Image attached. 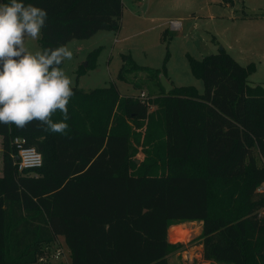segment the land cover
<instances>
[{
    "label": "trees",
    "instance_id": "1",
    "mask_svg": "<svg viewBox=\"0 0 264 264\" xmlns=\"http://www.w3.org/2000/svg\"><path fill=\"white\" fill-rule=\"evenodd\" d=\"M23 2L48 11L43 50L119 30L125 8L124 0ZM102 49L90 50L76 70L65 134L36 123L0 125V264H169L170 252L183 246L169 241V225L197 219L203 255L213 264H264V163L256 154L264 156V83L250 78L255 62L245 65L225 47L201 58L189 54L204 91L161 84L163 93L145 98L122 93L115 82L78 85ZM122 57V79L137 69L165 72V65L140 64L131 52ZM151 103L158 108L147 122ZM20 135L42 152L41 166L18 170ZM141 142L147 158L138 163ZM59 235L70 249L66 263L43 258L45 244Z\"/></svg>",
    "mask_w": 264,
    "mask_h": 264
},
{
    "label": "rangeland",
    "instance_id": "2",
    "mask_svg": "<svg viewBox=\"0 0 264 264\" xmlns=\"http://www.w3.org/2000/svg\"><path fill=\"white\" fill-rule=\"evenodd\" d=\"M125 1L127 8L119 30H101L88 38H73L66 44L73 52V58L66 60L61 68L71 78L72 85L77 83L78 61L86 62L88 52L98 45H103V49L97 67L80 76L79 84L85 89L115 82L122 93H142L145 98H150L163 93L165 89L161 84L165 85V79H169L175 85L194 84L203 92L204 80L192 72L188 55L201 58L221 47H225L245 65L254 61L257 69L250 78L255 83H264V15L259 16L264 14V0H153L149 9L154 18L143 23L135 20L129 11L139 1ZM167 1L169 3H165ZM174 20L180 24L175 25ZM26 47L33 54L43 50L39 39H28ZM123 52H131L143 65L154 68H164L165 65V72L156 77L147 70L137 69L128 72L127 78L122 79L118 74L124 63ZM157 108L158 104H150L147 122ZM145 129L146 124L141 131ZM2 141L0 135V170L3 168ZM256 154L259 162L264 163V156L259 150ZM135 158L138 163L147 158V150L142 142L137 144ZM261 212H264V208ZM171 228L179 239L174 241L170 238ZM202 231V220L173 221L168 227V239L182 242L183 246L170 252L169 262L203 264L198 258L189 261L185 250L193 248V251H199ZM45 249L43 258L46 260L54 263L70 261V249L62 236L45 244ZM58 251H61L60 255H57Z\"/></svg>",
    "mask_w": 264,
    "mask_h": 264
},
{
    "label": "clouds",
    "instance_id": "3",
    "mask_svg": "<svg viewBox=\"0 0 264 264\" xmlns=\"http://www.w3.org/2000/svg\"><path fill=\"white\" fill-rule=\"evenodd\" d=\"M48 11L23 0L0 3V125L18 129L36 123L46 132L65 134L75 95L71 78L60 67L73 58L67 45L35 54L26 47L47 26ZM59 111L62 119L54 121Z\"/></svg>",
    "mask_w": 264,
    "mask_h": 264
},
{
    "label": "crops",
    "instance_id": "4",
    "mask_svg": "<svg viewBox=\"0 0 264 264\" xmlns=\"http://www.w3.org/2000/svg\"><path fill=\"white\" fill-rule=\"evenodd\" d=\"M153 0H139V2L137 3V4H134L133 6H135V7H131L130 8V12H131V14L134 16V18H136L135 20H138L140 23H143V21L144 20H152L153 18H154V15H152V14H150V4H151V2H152ZM1 2H2V0H1ZM156 2H159V1H156ZM124 3H125V8H124V12L126 11V8H127V3H126V1L124 0ZM153 3V2H152ZM165 3H169L168 1L167 2H165ZM150 14V15H149ZM124 15H125V13H124ZM264 14H262V15H259L260 17L261 16H263ZM246 16H248V15H244V17H246ZM259 16H257V17H259ZM243 17V16H242ZM145 23V22H144ZM178 27V26H177ZM101 30H109V29H101ZM101 30H99L98 32H100ZM97 32V33H98ZM97 33H95L94 35H96ZM93 36V35H92ZM71 41V40H70ZM69 41V42H70ZM77 55H78V53H77ZM82 61H78V64H80ZM97 65H98V63H97ZM97 67V66H96ZM87 73V72H86ZM86 73H84V74H86ZM84 74H82L81 76H83ZM170 81L171 80H169V79H165V82L166 83H170ZM79 82H80V78H79V80H78V85L79 86H81V87H83L82 85H80L79 84ZM84 88V87H83ZM2 136V135H1ZM3 146V145H2ZM3 174V168H2V170H0V175H2ZM264 185V182L262 183V185L259 187V190H263V186ZM197 220H200V219H197ZM203 221V220H202ZM59 236H62V237H64L63 235H59ZM198 247H199V251H197V252H195V251H193L192 249H185L186 250V254L188 255V258H189V261L190 260H195V259H197L198 258V260H202L203 261V264H212L213 263V261L211 260V259H207V258H205L204 257V255H203V243L202 242H200L199 244H198ZM168 256H171L170 254L168 255ZM169 264H171L170 262H169Z\"/></svg>",
    "mask_w": 264,
    "mask_h": 264
},
{
    "label": "built area",
    "instance_id": "5",
    "mask_svg": "<svg viewBox=\"0 0 264 264\" xmlns=\"http://www.w3.org/2000/svg\"><path fill=\"white\" fill-rule=\"evenodd\" d=\"M175 25H179L178 20H174ZM26 138L22 135L15 136L14 142L17 148V152L14 155V162L18 167V170L25 171L29 168H36L43 164V154L35 146L27 144ZM61 251L57 252V255H60Z\"/></svg>",
    "mask_w": 264,
    "mask_h": 264
},
{
    "label": "bare ground",
    "instance_id": "6",
    "mask_svg": "<svg viewBox=\"0 0 264 264\" xmlns=\"http://www.w3.org/2000/svg\"><path fill=\"white\" fill-rule=\"evenodd\" d=\"M184 232H187V234H190V232H188V231H186V230H184ZM169 236H170V238L173 239L174 241L177 240V239H179V238H178L179 235H178L177 233H174V232L172 231V228L170 229V235H169Z\"/></svg>",
    "mask_w": 264,
    "mask_h": 264
},
{
    "label": "water",
    "instance_id": "7",
    "mask_svg": "<svg viewBox=\"0 0 264 264\" xmlns=\"http://www.w3.org/2000/svg\"><path fill=\"white\" fill-rule=\"evenodd\" d=\"M85 63H87V62H85ZM165 85L169 88L171 86V83H166L165 82Z\"/></svg>",
    "mask_w": 264,
    "mask_h": 264
}]
</instances>
